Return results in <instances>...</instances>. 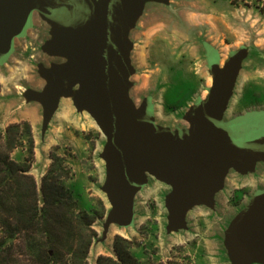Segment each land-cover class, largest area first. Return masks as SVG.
Wrapping results in <instances>:
<instances>
[{"label":"rangeland","instance_id":"374dc122","mask_svg":"<svg viewBox=\"0 0 264 264\" xmlns=\"http://www.w3.org/2000/svg\"><path fill=\"white\" fill-rule=\"evenodd\" d=\"M147 2L144 13L136 17V25L130 22L125 39L120 32L116 41L125 40L124 45L133 50L128 56L133 60L136 74L129 95L136 104L151 96L158 110V123L171 128L170 133L175 137L184 132L186 112L191 118L199 104L207 101L218 71L230 67L226 98L216 125L223 126L250 113H264V0ZM41 7L30 17L22 12L27 18L23 29L8 28L11 45L2 52L8 66L0 67L2 129L15 114L8 108L9 100L18 99L22 91L43 94L50 74L70 58V54L54 47L62 32L58 13ZM129 18L132 20L134 16ZM144 46L142 61L138 48ZM79 90L78 80L68 83L67 91L73 103L60 104L43 138L41 121L35 125L28 121L35 141L31 174L40 197L41 178L52 161L50 153L64 158V164L70 168L65 182L73 193L76 210L92 206L101 212L104 208V215L92 224L97 234L94 242L100 236L109 209L106 193L101 190L106 176L101 155L108 140L86 106L75 110L73 105ZM145 101L144 105L148 99ZM168 129L164 131L167 134ZM17 154L16 150L12 156L15 158ZM163 186L153 178L140 190L134 199L136 226L128 231L113 228L114 233L104 244L90 248L88 264H96L99 255L114 257L113 243L117 235L145 242L151 258H158L151 260L156 263L264 264L259 242L240 250L228 243L236 219L264 191V149L260 152L252 147L243 168L234 164L227 166L221 188L215 189L219 190L215 206L192 204L184 213L182 230L170 236L164 234L170 210L164 201ZM101 250L106 254H96Z\"/></svg>","mask_w":264,"mask_h":264},{"label":"water","instance_id":"95a60500","mask_svg":"<svg viewBox=\"0 0 264 264\" xmlns=\"http://www.w3.org/2000/svg\"><path fill=\"white\" fill-rule=\"evenodd\" d=\"M143 2L0 0V57L5 59L2 52L11 45L8 28L17 31L26 25L27 18L22 12L30 17L32 10L42 9L43 5L47 12L58 13L62 32L54 47L70 54V58L50 74L43 94L26 92L45 103L44 127L56 106L57 95L69 94L68 83L78 80L80 90L75 104L78 109L87 107L108 140L103 154L108 162L104 189L113 206L106 223L116 217L130 218L132 195L148 173L175 185L167 201L169 219L173 227H182L184 213L192 204H211L215 189L221 188L227 166H246L252 147L262 152L264 113H250L223 126L216 125L226 98L229 67L218 71L207 101L201 102L191 114L194 132L174 137L170 131L168 134L150 131L147 128L150 107L146 104L133 112L129 101L117 92V88L127 84L125 72L132 71L130 48L124 45L125 40L116 43L120 38L117 34L121 32L125 39L127 28L130 22L134 23ZM234 227L228 243L240 250L259 242L260 256L264 257V191L256 195L254 203L236 219Z\"/></svg>","mask_w":264,"mask_h":264},{"label":"trees","instance_id":"16d2710c","mask_svg":"<svg viewBox=\"0 0 264 264\" xmlns=\"http://www.w3.org/2000/svg\"><path fill=\"white\" fill-rule=\"evenodd\" d=\"M34 150L28 121L0 127V264H88L97 235L92 224L104 215V208L76 210L65 182L70 168L55 152L41 178L39 197L31 174ZM147 247L142 240L117 235L115 256L99 255L96 264H171L151 261L158 258H151Z\"/></svg>","mask_w":264,"mask_h":264},{"label":"crops","instance_id":"0c3cea01","mask_svg":"<svg viewBox=\"0 0 264 264\" xmlns=\"http://www.w3.org/2000/svg\"><path fill=\"white\" fill-rule=\"evenodd\" d=\"M147 0H144L142 6L138 9L139 13H138V18L141 17V15L144 13V11L146 10V6H147ZM35 10H32V13ZM136 16V17H137ZM138 19L135 18L134 20V25H136ZM132 42V41H131ZM132 49H134V46H132ZM144 47H140L138 48V57L140 60L143 61L144 59ZM131 49H129V53H131ZM129 57V65L132 69V71L129 72V74L126 76V81L127 84L124 87H120L117 88V92L119 94V96L124 99V100H128V104L132 107L133 112H137L139 111L142 106L144 105V101L148 99V103L147 105L150 107V112H149V122L147 124V128L152 131V130H159V131H165L166 129H168L167 127L162 126L161 124L158 123V120L156 118V113L158 114V110H156L155 104L153 103L152 97L151 96H146L142 102L138 105L136 104L130 97L129 92H130V88L133 86L134 84V80H133V76L136 74V70L135 67L133 65V60L131 58V56ZM3 57H0V67H4L6 68L8 66V64L6 63V60H2ZM1 77V75H0ZM1 81V78H0ZM146 85V82H144V86ZM146 87H144L145 89ZM29 91H22L20 92V97L14 101L9 100L10 104L8 105L9 110L15 111V114L12 118H10L9 122L13 123V122H18V121H22V120H27L29 121L32 125L37 124L39 121H41V138H43L46 134V132H48V130L50 129L49 125L51 122V118H54L55 115L57 114L58 110L60 109V104L63 101H68L70 103H73V101L71 100V96L67 93H60L57 95V102H56V106L53 110L52 115L49 117L50 119L47 121L46 126L44 127V122H45V118H46V106L45 103L34 96L29 95L28 93ZM11 99V98H10ZM146 102V101H145ZM75 110H78V106L75 104L73 105ZM183 120L186 123V126H184V128H182V134L179 135V137H184V135L187 136L189 134H191L192 132H194V124L192 122V120L190 118H188L187 112L185 114V116L183 117ZM169 131L171 130V128L168 129ZM171 132V131H170ZM185 133V134H184ZM184 134V135H183ZM171 136H173L172 133H170ZM105 151V149H104ZM101 159L104 161V166H105V181L103 183V185L101 186V190L104 191V193H106V198L109 201V209L106 212V216H105V221L103 222L102 226H101V232H100V236L92 243L91 248H96L99 245L104 244L108 239H109V235L114 233V230H112L113 228H116L118 230H123V231H128L132 228H134L136 226V217H137V210L134 204V199L136 198L137 194L140 192L141 189L145 188L148 183L151 181V179H155V181H158L160 183L164 184V201L167 202L168 198H170V196L172 195V193L175 190V185L159 180L157 178H155L154 176L146 173L144 174V181L142 183L141 186L137 187L136 190L134 191L132 198H131V215L130 218L128 220H122L118 217L113 218L112 220H110L108 223H106L108 214L110 212V210L112 209V203L109 199V195L108 192L104 189V186L107 182V174H108V162L106 157H104L103 155H101ZM213 206H215L216 200L213 199V201L211 202ZM170 215V214H169ZM182 227L180 226H172V224H170V219H167V222H165L164 224V234L165 236H170L178 231H181ZM113 231V232H111ZM99 253H105L103 250L99 251L96 254Z\"/></svg>","mask_w":264,"mask_h":264},{"label":"flooded vegetation","instance_id":"af4514ba","mask_svg":"<svg viewBox=\"0 0 264 264\" xmlns=\"http://www.w3.org/2000/svg\"><path fill=\"white\" fill-rule=\"evenodd\" d=\"M218 191H219V190H218ZM218 191H215V192H214V194H213V197H212V200H211L210 202H212V201H213V199H215V200H216V194H217V192H218ZM211 204H212V203H211Z\"/></svg>","mask_w":264,"mask_h":264}]
</instances>
